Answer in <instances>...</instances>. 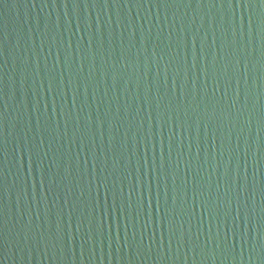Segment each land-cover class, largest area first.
<instances>
[{
	"label": "water",
	"instance_id": "obj_1",
	"mask_svg": "<svg viewBox=\"0 0 264 264\" xmlns=\"http://www.w3.org/2000/svg\"><path fill=\"white\" fill-rule=\"evenodd\" d=\"M0 264H264V0H0Z\"/></svg>",
	"mask_w": 264,
	"mask_h": 264
}]
</instances>
